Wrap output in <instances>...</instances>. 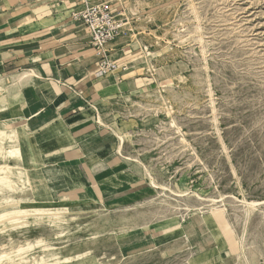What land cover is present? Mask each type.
I'll return each instance as SVG.
<instances>
[{"label": "rangeland", "instance_id": "1", "mask_svg": "<svg viewBox=\"0 0 264 264\" xmlns=\"http://www.w3.org/2000/svg\"><path fill=\"white\" fill-rule=\"evenodd\" d=\"M139 4L154 46L135 67L126 53L118 73L138 69L141 80L73 131L51 117L27 121L49 111L44 82L22 83L24 68L0 75V126L14 120L25 164L8 161L28 168L16 179L24 193L0 191V253L30 244L29 264H264V0ZM19 197L70 213L12 222L2 214ZM243 200L261 205L247 214ZM195 213L205 223L193 230Z\"/></svg>", "mask_w": 264, "mask_h": 264}, {"label": "crops", "instance_id": "2", "mask_svg": "<svg viewBox=\"0 0 264 264\" xmlns=\"http://www.w3.org/2000/svg\"><path fill=\"white\" fill-rule=\"evenodd\" d=\"M84 1L107 2L118 18L122 17L124 34L107 48L112 61L125 65L137 50L143 54L154 46L147 7L139 4L142 0H0V75L8 77L24 68L22 75L27 76H23L22 83L44 82L49 111H36L27 121L51 117L67 133L69 128L73 131L79 124L94 119L101 104L131 95L135 90L131 87L141 80L138 69L97 77L94 49L89 40L84 43L80 39L79 26L86 30L72 17L83 9ZM108 80L111 82L106 87ZM12 128L18 129L15 124ZM72 134L62 132L67 140L74 138ZM59 142L58 139V148ZM76 153L70 155L75 157ZM98 168L91 165L94 172Z\"/></svg>", "mask_w": 264, "mask_h": 264}, {"label": "bare ground", "instance_id": "3", "mask_svg": "<svg viewBox=\"0 0 264 264\" xmlns=\"http://www.w3.org/2000/svg\"><path fill=\"white\" fill-rule=\"evenodd\" d=\"M143 55L144 54H140V52L138 50H137L136 54L134 53L133 58H134L135 62H134L133 67L137 66L138 63H143L144 61L147 62L149 60V59L147 60L145 55L144 56ZM128 65H127L126 70L131 68ZM32 74L34 75L33 71H32ZM22 78H23V76H22ZM170 83H171L170 78L163 77V80H162L160 85L165 86V85H168ZM0 119H2V118H0ZM101 123H102V120H101ZM14 124H15L14 120L9 119V120L4 121L2 127L0 126V174H1L0 175V191L5 189L6 187L7 188L12 187L11 190L15 189V187H16L18 189V191H22L24 193L23 190L25 187L23 186V188H21L19 186L18 181H16V179L22 178L24 175H27L28 168L23 167V165L21 166L20 163H18L17 165H11L8 161L10 158H15L18 162L24 163V157H23V153H22V144H21V142H19V139L21 136L19 133V129L12 128ZM113 133L116 134V136L118 135L115 131H113ZM5 141L9 143L8 146H6L4 144ZM120 141H121L120 144L123 145L124 141L122 138H120ZM15 142H18V144L16 146L12 145V143H15ZM121 145L119 148H117L118 151H120L122 149ZM121 157H122V155H121ZM3 173H5L4 177H2ZM152 184L156 186V184L153 181H152ZM159 187H161V186H159ZM176 195H177V197H180L181 199L183 197L182 194H176ZM13 202H14L13 205L15 207L12 208V210H9V211L2 214L3 216H10V217L12 216V222L22 221V220L26 219L29 215H33V216L49 215L50 221L52 223H57V222H60L66 214L70 213L69 208L64 207V206H53V207L52 206L51 207H49V206L48 207H44V206L24 207V206H22L23 203H28V202L29 203H35V200H33L31 198L19 197L16 200H13ZM242 204L245 206V208H247V214H248L249 210L255 209V208L257 209V207L261 205L258 202H248V201L246 202L244 200H243ZM195 214L196 215H194L193 218L191 219L192 223H193L191 229H193V230L196 229L197 226L200 225L201 222H204L203 217H201L200 215H197V213H195ZM213 218L215 219V221L218 222V219H219L218 214L213 215ZM208 222H213V220H208ZM215 225L216 224H214V226ZM213 229L216 230L215 227H213ZM208 232L211 233V230H209V228H208ZM220 237H221L220 235H214L213 236V238H214L213 244L214 243L217 244L220 240ZM122 245H123V247H126L127 243L125 245L124 244H122ZM239 245L241 246V240L239 241ZM210 246H211L210 242L209 243L206 242V243H203L204 248L203 247H200V248L203 250V249L210 248ZM30 248H32V245L29 244V246L28 247L26 246V248L19 247L18 249L15 250V252L12 253V255H11V253H8V252L0 253V262L6 261V263L9 262L11 264H29V262L27 260H25L23 257H21V254L23 251H25L26 249H30ZM57 258H59V257H57ZM67 261H69V260H67ZM58 262H60V261H58ZM42 263H44V262H42Z\"/></svg>", "mask_w": 264, "mask_h": 264}, {"label": "built area", "instance_id": "4", "mask_svg": "<svg viewBox=\"0 0 264 264\" xmlns=\"http://www.w3.org/2000/svg\"><path fill=\"white\" fill-rule=\"evenodd\" d=\"M83 3V9L75 12L72 17L84 26L90 45L99 57L96 75L97 77L113 75L121 68L111 60L107 46L124 34L123 25L107 2Z\"/></svg>", "mask_w": 264, "mask_h": 264}]
</instances>
